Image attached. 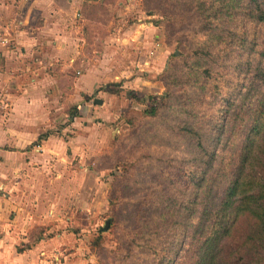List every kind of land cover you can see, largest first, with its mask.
Returning <instances> with one entry per match:
<instances>
[{
	"label": "trees",
	"instance_id": "1",
	"mask_svg": "<svg viewBox=\"0 0 264 264\" xmlns=\"http://www.w3.org/2000/svg\"><path fill=\"white\" fill-rule=\"evenodd\" d=\"M196 23L190 36L200 42L166 70L176 90L130 121L131 132L163 125L179 151L161 155L142 139L120 160L106 222L119 232L114 264L139 252L144 264H264V0H211ZM149 166L158 186L126 227L117 216L123 193Z\"/></svg>",
	"mask_w": 264,
	"mask_h": 264
},
{
	"label": "crops",
	"instance_id": "2",
	"mask_svg": "<svg viewBox=\"0 0 264 264\" xmlns=\"http://www.w3.org/2000/svg\"><path fill=\"white\" fill-rule=\"evenodd\" d=\"M126 3L117 12L103 7L104 0H0V89L6 87L4 97L10 103L4 99L6 112L0 116V264H49V258L61 257L72 240V235L55 231L51 223L61 224L55 216L61 215L60 205L43 219L39 215L46 209L39 199H35L40 202L34 205L36 210H31L29 196L39 185L31 176L54 170L59 177L66 171L62 161L67 160V149L70 157H82L77 146L81 144L76 139L67 142L61 135L67 125L54 129L51 122L52 110L57 115V106L51 105L64 91L76 99L70 107L75 115L67 122L86 113L93 116L97 112L93 103L82 98L88 99L108 78L107 66L117 60L116 50L123 45L138 49L139 63L147 50L158 58L157 27L151 23L124 26L126 17L142 13L135 0ZM140 20L138 16L134 21ZM95 46L98 54L93 52ZM123 59L132 64L131 58ZM46 133L50 135L40 139ZM36 228L42 234L35 236Z\"/></svg>",
	"mask_w": 264,
	"mask_h": 264
},
{
	"label": "rangeland",
	"instance_id": "3",
	"mask_svg": "<svg viewBox=\"0 0 264 264\" xmlns=\"http://www.w3.org/2000/svg\"><path fill=\"white\" fill-rule=\"evenodd\" d=\"M126 1L109 0V3H104L103 7H114L113 9L117 8L118 12L119 9L124 8ZM210 1L135 0L142 13L139 15L136 13L137 15L133 18L126 17L123 24L128 27L134 23H146V26L151 23L156 26L157 36L161 39L158 58L154 59L153 50L152 52L147 50L143 61L139 63L136 57L140 53L138 49L134 47L130 49L123 45L121 51L116 50L117 60L107 66L108 78L97 85L88 99L87 97L82 98L83 102L88 100L90 105L93 103L92 109L97 110L93 116L86 113L67 122L74 113L70 107L76 100L72 97V93H66L67 91H64L65 94L58 99V102L51 105L52 107L57 106V115L55 116L54 110L51 113L54 129L63 126L61 124H66L67 129L61 133L62 137L67 142L76 139L75 142L81 144L77 146L85 154L82 155L80 152L81 158L74 157L72 154L70 157L71 151L67 149V160L62 161V166L66 168V171L63 174L61 172L59 177L54 170L47 171L41 177L38 172L31 176L32 181L39 184L36 190L43 188L40 193L33 190L30 194L31 210H36L34 205L40 202L35 199H39L42 207L46 209L44 214L39 215L43 219L52 207L58 208L60 205L61 215L55 216L60 219L61 224L58 221L51 222L53 228L57 232L61 230L73 236L72 240L67 241L66 250L61 253V257L58 255L50 257L49 264H72L74 261H80L81 264H114L110 252H114L117 248L119 232L113 224L108 225L105 231L101 229L111 219L109 201L115 178L122 172L120 160L135 142L142 141V139L146 141L148 147L156 148L161 155L179 151V147L176 146L174 139L163 125L158 122L145 123L131 132L130 121L140 120L142 112L159 102L166 90H176L173 83L167 80L166 70L172 55H178L200 42V40H192L190 33L197 25V18L202 15ZM126 5H129L128 2ZM135 10H133L134 13ZM138 16L141 18L140 22L134 21ZM170 18L174 19L169 20ZM97 47L95 46L93 50L96 54L99 50ZM123 58L126 60L131 58L132 64H126ZM5 90H7L6 87L0 89V116L6 112L4 111L6 103L4 99H7L4 97L7 95L4 93ZM7 93H10L9 90ZM95 100L102 103L96 104ZM7 104L10 103L7 101ZM150 125L151 128H149ZM123 136L126 137L114 149V142ZM50 164L54 165V162ZM156 172V167L142 168L138 172L139 184L124 191L123 196L128 203L117 211L118 220L123 225H129L132 221L139 200L144 196L145 191L152 186H158ZM63 188L66 190L61 191L60 189ZM30 189H33L32 186ZM12 194L16 196L15 192ZM0 196L3 197L2 194ZM47 196L49 198L46 199ZM21 202L22 205L27 203L25 199ZM92 204L94 207L90 206ZM91 208L93 211H90ZM58 227L60 229H57ZM36 230L37 228L32 232ZM98 237L103 238L100 247L95 245ZM144 260L147 263L143 252H139L131 264H144Z\"/></svg>",
	"mask_w": 264,
	"mask_h": 264
},
{
	"label": "water",
	"instance_id": "4",
	"mask_svg": "<svg viewBox=\"0 0 264 264\" xmlns=\"http://www.w3.org/2000/svg\"><path fill=\"white\" fill-rule=\"evenodd\" d=\"M87 1H92V0H87ZM95 103H96V104H101V102L98 101V100H95ZM107 227H108V226L105 224V226H104V228H102V230H103V231L107 230Z\"/></svg>",
	"mask_w": 264,
	"mask_h": 264
}]
</instances>
